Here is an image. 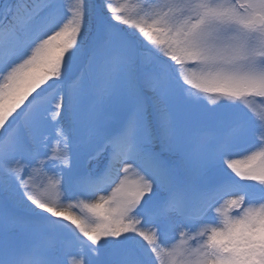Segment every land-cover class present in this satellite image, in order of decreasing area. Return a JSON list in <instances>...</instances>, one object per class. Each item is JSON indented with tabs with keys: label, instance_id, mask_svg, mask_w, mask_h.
Masks as SVG:
<instances>
[{
	"label": "snow or ice",
	"instance_id": "obj_1",
	"mask_svg": "<svg viewBox=\"0 0 264 264\" xmlns=\"http://www.w3.org/2000/svg\"><path fill=\"white\" fill-rule=\"evenodd\" d=\"M253 99L264 0H0V264H264Z\"/></svg>",
	"mask_w": 264,
	"mask_h": 264
},
{
	"label": "rangeland",
	"instance_id": "obj_2",
	"mask_svg": "<svg viewBox=\"0 0 264 264\" xmlns=\"http://www.w3.org/2000/svg\"><path fill=\"white\" fill-rule=\"evenodd\" d=\"M110 2H111V1H110ZM126 2H128V3H135V2H137V0H113L111 3H112V5L115 6V7H120L122 4H124V3H126ZM54 102H55V101H53V103H54ZM252 102H253L254 104H256L257 107H261V108H262V109H259V111L256 110V111L254 112L255 119H254V120H251V122L254 123V126H256V127L253 129V132H254V136H256V138H257V124H256L255 120L264 121V119L262 120V118L264 117V102H261V101H260V103H259V102L256 101V99H253ZM258 115L261 116V118H260ZM51 131H52L53 134H54L55 129H52ZM51 147H52L54 150L59 151V147H58V145L56 144V141H55L54 135H53V141H52ZM237 158H239V157H237ZM229 171H230V170H229ZM36 177H37V176H36ZM36 177H34V179L36 180V183L39 185V184L41 183V181L43 180V177H40V176H38L37 178H36ZM110 190H111V189L109 188L108 191H110ZM65 245H66V247H68V248H70V249H73V250H75V248L77 247L75 244H74L73 246L68 245V244H65Z\"/></svg>",
	"mask_w": 264,
	"mask_h": 264
}]
</instances>
